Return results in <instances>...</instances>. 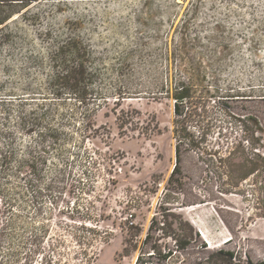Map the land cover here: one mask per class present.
I'll list each match as a JSON object with an SVG mask.
<instances>
[{
	"label": "rangeland",
	"instance_id": "rangeland-1",
	"mask_svg": "<svg viewBox=\"0 0 264 264\" xmlns=\"http://www.w3.org/2000/svg\"><path fill=\"white\" fill-rule=\"evenodd\" d=\"M8 10L0 261L264 260V0H37ZM69 46L75 56L62 52ZM180 82L205 106L177 124Z\"/></svg>",
	"mask_w": 264,
	"mask_h": 264
},
{
	"label": "trees",
	"instance_id": "trees-1",
	"mask_svg": "<svg viewBox=\"0 0 264 264\" xmlns=\"http://www.w3.org/2000/svg\"><path fill=\"white\" fill-rule=\"evenodd\" d=\"M37 0H0V33L2 31V29L4 27H7V24H5L9 18L12 16V14L14 13V10H8V6H11V4H19L21 6V8L26 7L27 5L35 2ZM6 6V8H4ZM4 24V26H2ZM3 27V28H2ZM181 40H185V38L187 37V33H182L180 35ZM70 49L66 50V51H62L64 52V54L66 53H70L69 56H75L76 52H74V48H72L71 46H69ZM181 52V50H180ZM65 73H67V75L64 77L67 81H64L62 84L65 85L66 89H75L77 87L76 84H70L69 86L66 84L70 83V74L69 71H65ZM52 87V86H51ZM73 87V88H72ZM54 89V87L52 88ZM88 88L86 89H82L81 90V95H83L82 97L84 98L88 93ZM168 92V91H167ZM171 97L174 99V112L176 114V116L178 117L177 120V124L181 123L183 121H185L186 119L188 120H194L195 117H200L201 113L198 111L199 105L201 106H205V104H203L204 102L202 101H198L196 100L195 95H193V90L190 86V84H186L184 82H180V85L178 88L174 89V91L172 92ZM252 120L256 123V120L254 118H252ZM180 145L179 143L176 145V163H175V168L174 171H177L179 169V163H180ZM31 168H33V166H29ZM22 169H24V166L22 167ZM2 195V193L0 192V196ZM178 247L180 248H184L185 244H178ZM228 253V255L230 257H233V254L230 252H226ZM0 264H5V262L0 261ZM250 264H264V260L262 261H257L255 263H251Z\"/></svg>",
	"mask_w": 264,
	"mask_h": 264
}]
</instances>
